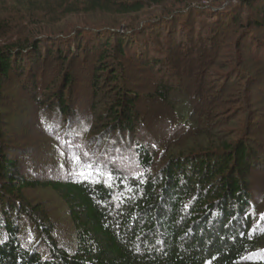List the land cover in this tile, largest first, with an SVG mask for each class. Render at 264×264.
Listing matches in <instances>:
<instances>
[{
	"label": "trees",
	"instance_id": "obj_1",
	"mask_svg": "<svg viewBox=\"0 0 264 264\" xmlns=\"http://www.w3.org/2000/svg\"><path fill=\"white\" fill-rule=\"evenodd\" d=\"M191 1H188L189 6ZM164 2L166 3L165 0L12 2V12L32 15L30 18L41 19L44 24H52V16L60 19L61 16L77 14H103L125 18L124 26L129 29L121 32L123 35L116 37L115 43H112V37L110 41L107 39L102 49H98L99 55H94L97 59L90 82V111L94 117L91 122L82 119L87 118L85 116L90 112H87L88 108L82 107L84 110L80 111L77 118L73 117L70 124L75 125V128H69V132L66 130L63 134L59 122L64 116L69 117L66 115L70 113L71 106L66 105L63 95L58 96L59 105L53 109L51 105H48L50 109L45 108V105L40 106V102H37L40 93L34 91V98H31L34 107L48 109L53 118L52 122L41 123V133L53 140L60 141L61 138L66 141V145L60 147L67 149L68 146L67 150L73 153L72 157L75 159L71 173L60 180L51 177L31 179L19 172L22 161V153L19 151L21 143L14 137L17 132L14 129L17 126L14 125V119L17 117L12 119L3 112L7 108V98L11 94L9 91L12 90L7 86L12 62H19L30 48L34 50L37 45L30 41L32 36L30 39L13 42L7 38L6 43L0 44V264H264V212L258 214L254 211L247 192L250 172L256 170L261 163V156L253 151V141L240 136L241 139L237 138L234 143L226 140L216 144V141H211L213 139L207 136L208 133L199 129L201 122L192 112L188 122L180 125L189 130L184 134L191 132L192 135L194 132L196 137L186 141L184 145L168 144L164 150L154 151L155 147L137 138L142 130L136 126L140 121V113H136L137 105L144 96L152 100L170 101L175 88L161 79L154 94L146 93L142 96L134 90L124 67L128 55V47L125 48V45H130L127 37L131 39L135 35L142 36V33H138L139 27L131 29L132 25L127 23V18L138 14L147 6H162L164 12L171 14L175 9L166 7ZM217 2L222 4L227 0ZM190 8L188 13L194 10V7ZM15 12L10 15L15 17ZM22 20L19 15L16 22L21 25ZM160 20V23H168V27L176 24L175 18ZM157 21L149 22L143 28L151 25L157 27ZM116 23L113 20V24ZM10 27L13 28L10 22L0 21V35L5 37ZM46 28L53 29V25ZM87 34L102 35L97 32ZM166 50L174 51L172 48ZM111 60L113 62L109 65ZM28 69L30 70V65ZM109 82L110 85L106 84ZM47 88L46 95L52 92ZM34 89L36 88L31 91ZM110 99L112 102H108L109 107L101 104ZM50 100L51 98H47L46 102ZM183 105L180 100L177 108L170 107V111L177 113ZM44 125L49 128L48 131L43 130ZM54 126L61 131L53 132ZM84 127L90 129L92 138H101L98 143L102 141L104 145H96V148L101 149L97 159L80 163L77 151L80 138L77 137L80 134L78 131ZM122 156L132 157L135 164H138L136 166H139L138 172L130 168L132 164L129 166L127 162L117 160ZM84 164L94 166L89 178L77 174V170ZM154 166L156 172H153ZM59 168L61 164L57 165V169ZM108 173L112 174L111 180L107 178ZM29 190H51L60 199L66 211L64 216L68 223L67 229L71 233L67 242L60 244L54 238V225L49 224L51 217L37 219L35 212L28 208L25 192ZM23 216L36 223L34 231L37 235L32 233V236L27 235L25 238L20 235L23 232L21 229L24 224L20 222ZM252 221H255L254 226L251 225Z\"/></svg>",
	"mask_w": 264,
	"mask_h": 264
},
{
	"label": "rangeland",
	"instance_id": "obj_2",
	"mask_svg": "<svg viewBox=\"0 0 264 264\" xmlns=\"http://www.w3.org/2000/svg\"><path fill=\"white\" fill-rule=\"evenodd\" d=\"M13 1L15 0H0V21L10 22L13 27L5 33V37L0 35V44L6 43L7 38L13 42L30 39L32 36L30 41L37 45L34 50L30 48L19 62H12V72L7 84L12 90L9 91L11 94L3 112L12 119L17 117L14 119V125H17L14 137L21 143L19 151L22 153V161L19 172L37 180L49 177L55 180L65 179L73 170L75 159L72 157L73 153L67 150L68 146L67 149L60 147L65 146L66 141L61 138L60 141L53 140L41 133V123L53 120L48 105L53 109L59 105L58 96L63 95L66 105L71 106L70 113L66 115L69 117L64 116L59 122L63 134L66 130L69 132V128H75V125H70L73 117L84 110L82 107L88 108L87 112L90 111V82L97 59L94 55H99L107 39L110 41L112 37L111 41L115 43L116 37L123 35L121 32L129 27L125 28L126 19L119 16L77 14L61 16L60 19L52 16L50 25H53V29H47L49 23L44 24L41 19L30 18L32 15H21L19 11H13L16 16H11ZM165 1L163 4L166 7L175 9L173 14L164 12L162 6H147L138 14L127 18V23L132 25L131 29L139 27L137 31L142 33V36L135 35L131 39L127 37L130 45H125V48L128 47V55L124 67L134 90L142 96L152 94L161 79L175 88L170 101L152 100L144 96L137 105L136 113H140V121L136 126L142 129L137 138L155 147L154 151L164 150L168 144L184 145L186 141L196 137L194 132L192 135L191 132L184 134L189 130L180 125L188 122L192 112L201 122L199 129L208 133L207 136L213 139L211 141H216V144L226 140L234 143L240 136L253 141V151L261 156V163L256 170L250 172L247 192L254 211L260 214L264 212V0H227L222 4H218L217 0H192L190 6V0ZM197 6L203 8L198 9ZM190 7H194V10L188 13ZM180 14L182 17L179 18ZM19 15L23 19L21 25L16 22ZM167 18H175L176 24L168 27V23H160V19ZM113 20L117 23L113 24ZM155 21L158 22L157 27L151 25L143 28ZM91 32L102 35L87 34ZM167 48L174 51H167ZM62 56L64 59L60 58ZM112 62L111 60L109 65ZM17 66L19 69H16ZM106 84L110 85V82ZM47 87L52 90L49 92L51 95H46ZM32 88L36 89L31 91ZM35 90L40 93L37 102L48 109L34 107L31 98H34ZM47 98L51 100L46 102ZM112 99L102 101L101 104L108 106ZM180 100L184 104L182 109L172 113L170 107L177 108ZM85 117L87 118L82 119H88L89 122L94 118L91 111ZM43 130L48 131L49 128L44 125ZM59 130L61 131L59 127H53V132L59 133ZM89 130L84 127L78 131L80 134L77 138L80 141L77 151L80 163L95 160L101 153V149L96 148L97 144L103 143H98L101 138H92ZM138 130L139 128L136 131ZM188 135L190 137H185ZM117 160L125 161L129 166L132 164L130 168L138 172L139 166H136L138 164H135L132 157L122 156ZM58 164H61L59 169ZM152 168L153 172L157 171L156 166ZM25 195L28 208L35 212L34 216L37 219L51 217V222H48L54 225V238L60 244L67 242L71 233L67 229L68 223L64 216L66 211L60 199L51 190H29ZM38 210L40 212L36 213ZM20 222L24 224L20 234L22 237L32 236V233L37 235L33 220L23 216ZM254 223L252 221L251 225L254 226Z\"/></svg>",
	"mask_w": 264,
	"mask_h": 264
},
{
	"label": "snow or ice",
	"instance_id": "obj_3",
	"mask_svg": "<svg viewBox=\"0 0 264 264\" xmlns=\"http://www.w3.org/2000/svg\"><path fill=\"white\" fill-rule=\"evenodd\" d=\"M62 155H63V153H62ZM76 159H79V158L77 157ZM93 168H94V166L92 164H84V166L82 168L77 170V174L80 175L81 177L89 178L91 175V170H93ZM85 169H88L89 171H85ZM107 178H108V180H111L113 178L112 174L108 173Z\"/></svg>",
	"mask_w": 264,
	"mask_h": 264
}]
</instances>
